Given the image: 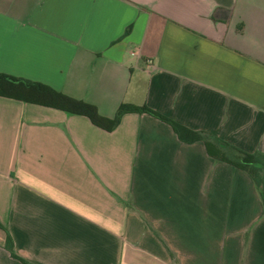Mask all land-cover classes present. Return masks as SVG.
Instances as JSON below:
<instances>
[{
	"label": "crops",
	"instance_id": "crops-1",
	"mask_svg": "<svg viewBox=\"0 0 264 264\" xmlns=\"http://www.w3.org/2000/svg\"><path fill=\"white\" fill-rule=\"evenodd\" d=\"M0 72L264 154V0H0ZM0 222L28 264H264L249 173L148 113L0 96Z\"/></svg>",
	"mask_w": 264,
	"mask_h": 264
},
{
	"label": "trees",
	"instance_id": "trees-1",
	"mask_svg": "<svg viewBox=\"0 0 264 264\" xmlns=\"http://www.w3.org/2000/svg\"><path fill=\"white\" fill-rule=\"evenodd\" d=\"M129 29L130 26L125 29L122 36L126 35ZM0 96L52 107L72 114L84 115L91 123L107 131L115 128L125 113H148L169 124L179 140L185 143L203 141L207 152L212 157L227 162L249 173L257 187L264 207V181L263 175L261 174L264 168V154L262 153H248L223 140H214L209 134L188 128L146 105L139 106L130 103H122L118 106L113 117H106L101 115L95 105L91 103L68 96L47 84L15 77L2 72H0ZM258 163H261L262 166H257ZM0 228L6 233L4 246L10 252L11 256L21 260L23 264H28L14 252L13 240L9 231L1 222Z\"/></svg>",
	"mask_w": 264,
	"mask_h": 264
}]
</instances>
